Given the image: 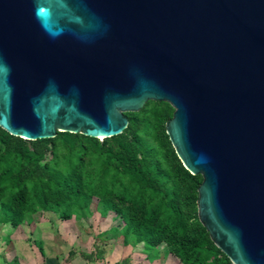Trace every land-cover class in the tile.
I'll use <instances>...</instances> for the list:
<instances>
[{
  "label": "water",
  "instance_id": "water-1",
  "mask_svg": "<svg viewBox=\"0 0 264 264\" xmlns=\"http://www.w3.org/2000/svg\"><path fill=\"white\" fill-rule=\"evenodd\" d=\"M232 264H264V0H0V127L103 140L149 101Z\"/></svg>",
  "mask_w": 264,
  "mask_h": 264
},
{
  "label": "trees",
  "instance_id": "trees-1",
  "mask_svg": "<svg viewBox=\"0 0 264 264\" xmlns=\"http://www.w3.org/2000/svg\"><path fill=\"white\" fill-rule=\"evenodd\" d=\"M172 114L169 103L149 100L125 113L120 134L103 140L57 132L31 141L0 127V223L18 227L40 212L81 219L96 200L100 218L113 212L123 224L99 232L93 249L79 252L87 261L104 259L106 240L121 238L124 247H162L181 264H232L199 221L202 177L184 168L170 143ZM74 255L70 250L68 258Z\"/></svg>",
  "mask_w": 264,
  "mask_h": 264
},
{
  "label": "crops",
  "instance_id": "crops-1",
  "mask_svg": "<svg viewBox=\"0 0 264 264\" xmlns=\"http://www.w3.org/2000/svg\"><path fill=\"white\" fill-rule=\"evenodd\" d=\"M33 219L18 227L0 223V264H115L128 259L133 252L131 246L124 247L120 242L112 254H106L104 259L87 261L79 254L69 259L68 253L66 255L59 249V235L65 234V226L52 224L43 218ZM156 251L159 253L154 255L152 261L167 254L162 247ZM150 263L151 260L148 261Z\"/></svg>",
  "mask_w": 264,
  "mask_h": 264
},
{
  "label": "rangeland",
  "instance_id": "rangeland-1",
  "mask_svg": "<svg viewBox=\"0 0 264 264\" xmlns=\"http://www.w3.org/2000/svg\"><path fill=\"white\" fill-rule=\"evenodd\" d=\"M91 213H87L85 218L76 219L72 217L70 220L60 221L54 213L40 212L32 216V219H47L52 224H62L65 226V234H60L59 249L61 252L67 255L69 251L79 254V252H90L93 249L94 237L104 230H108L111 227H121L122 221L119 217L115 216L113 212H108L107 216L102 219L96 209V200H92L89 206ZM33 219V220H34ZM57 237V236H56ZM58 238V239H59ZM59 239V240H60ZM107 245L103 246L104 253L111 255L114 248L120 244L121 238L107 239ZM98 246L100 242H98ZM132 253L128 257L129 264H181V262L173 255L167 253L164 258L152 261L155 254H158L156 250L146 251L142 244L132 247ZM74 255V256H75ZM162 257V253L160 254ZM73 256V257H74Z\"/></svg>",
  "mask_w": 264,
  "mask_h": 264
}]
</instances>
